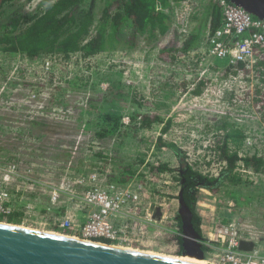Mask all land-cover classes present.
<instances>
[{"label":"rangeland","instance_id":"374dc122","mask_svg":"<svg viewBox=\"0 0 264 264\" xmlns=\"http://www.w3.org/2000/svg\"><path fill=\"white\" fill-rule=\"evenodd\" d=\"M47 1L13 0L6 6V17L40 10ZM130 1L86 0L97 13L108 7L113 15L125 13ZM213 1L182 0L166 7L171 12L170 29L150 42L140 37L132 48L86 55L80 50L69 57L50 52L34 58L0 51V160L18 163L32 178L21 177L13 186L25 189L23 200L33 208L22 213L20 221H10L8 215L3 222L75 237L79 227L65 228L61 221L68 213L78 224L88 213L89 204L67 192V185L79 184L81 174L96 169L108 171L101 173L104 181L111 178V171L118 173L115 180L134 174L145 179L154 165L167 163L174 169L161 170L158 178L161 183L170 180V187L179 193L180 168L186 163L208 176L223 173L220 151L225 145L243 156L264 157V90L259 86L264 62L251 73L208 53ZM193 34L197 40L191 50H162L166 45L179 47ZM199 86L201 91L196 92ZM145 115L159 118L146 125ZM100 128L113 130L99 138L95 132ZM160 136L178 148L160 145ZM215 146L217 152L212 151ZM104 154L107 159H101ZM256 171L237 173L240 181H219L213 188L198 184L197 208L208 230L233 221L242 235L250 231L264 240V169ZM56 187L61 189L53 200ZM163 190L164 186L151 183L152 201L162 198ZM230 201L235 202L232 208ZM164 221L147 224L143 233L133 228L130 240L112 244L181 259L183 245ZM211 252L205 256L217 260Z\"/></svg>","mask_w":264,"mask_h":264},{"label":"built area","instance_id":"2783aa9c","mask_svg":"<svg viewBox=\"0 0 264 264\" xmlns=\"http://www.w3.org/2000/svg\"><path fill=\"white\" fill-rule=\"evenodd\" d=\"M216 1L221 6L222 20L210 33L208 53L225 58L233 67L240 65L243 66L244 71L258 72L260 64L264 62V18L254 15L232 0ZM50 67L51 59H47L46 69ZM261 80L259 86L264 90V74ZM219 112L226 111L219 110ZM216 147L212 148L213 152H217L218 147ZM244 158L243 153L239 151L236 162L238 173L255 174L257 171L247 165ZM222 161L226 165V161L224 159ZM154 167V170L148 173L143 171V174L146 173L145 179L134 174L122 182L110 181L107 176L104 181L105 177L102 180L101 175L103 171L96 169L85 175L81 174L82 176L77 179L79 184L72 187L67 185V192L83 203L89 204V207H86L88 213L78 224L67 213L61 221L62 226L76 229L77 225L79 227L76 230L77 236L82 238H107L109 241L122 243L131 239L133 228L137 233H143L147 224H157L156 221L165 220L167 225L164 227H169L170 232H175L179 240H183L186 233L176 216L180 205L179 193L172 189L174 185L170 187V180L165 179L163 180L165 183H161V178H158L161 170L157 165ZM21 177H26L30 181L32 179L21 171L18 163L0 160V219H7L8 215L28 213L33 209L31 203L23 200L26 199L25 189L13 186V182ZM153 182L165 187L163 197L156 201H152V191H149ZM61 188L64 189L63 185ZM61 188H54L51 193L53 200L59 197ZM174 200L177 202L176 206L172 203ZM229 204V208H232L235 202L230 201ZM158 206L161 210L160 217L155 216ZM22 208L25 209L23 212H21ZM239 229L240 227L233 221L209 228L208 234L202 238L203 245L209 248L207 253L213 251V255L226 264H264V240L255 238L250 231L242 235ZM242 238L254 239V247L241 248ZM258 243L262 246H258Z\"/></svg>","mask_w":264,"mask_h":264},{"label":"trees","instance_id":"16d2710c","mask_svg":"<svg viewBox=\"0 0 264 264\" xmlns=\"http://www.w3.org/2000/svg\"><path fill=\"white\" fill-rule=\"evenodd\" d=\"M12 1L0 0V51L4 53L24 52L29 58H34L50 52L69 57L72 53L80 50L86 55L88 52L95 50L112 51L119 48H132L137 45L140 37L150 42L166 33L171 27V12L169 9L166 11L165 8L173 7L182 0H131L129 3H125V13L117 12L114 15L108 11V7H105L102 14L97 13L86 0H48L40 10L16 11L6 17V6ZM210 8L213 30L221 22L222 10L216 0L213 1ZM196 40V37L192 35L179 47L166 45L162 50L187 52L193 48V43ZM200 91L199 86L196 92ZM109 112L117 113V111L110 109ZM111 113L107 116L112 117L113 114ZM114 118L115 120L112 121L118 122V118L116 116ZM158 118L157 116L145 115L143 123L149 125ZM115 126L117 125L115 124ZM112 130L100 128L95 133L101 138ZM159 144L162 146L168 145L174 149L178 148L174 143L163 140L161 136L159 137ZM98 154L103 155L101 151H98ZM221 156L226 161V169L219 176L205 175L186 163L185 174L180 171L178 177L181 180L182 177H186V182L181 184L184 188L183 196L193 211L192 221L194 226L203 236L201 226L203 217L197 208L198 184L213 188L219 181L231 180L237 182L241 180L240 175L235 170L239 151L237 149L231 150L228 145H225L222 147ZM101 159H107V156L104 154ZM244 159L245 163L255 170L264 169V157L253 154L246 155ZM157 167L160 170L174 169L167 163H162ZM109 174L111 175V178L109 177L110 181L122 182L127 179L126 175H122V177L115 180L113 176L118 174L115 171H111ZM197 177H199L198 181ZM20 215H11L10 221L22 220ZM179 222L182 224L180 218ZM102 239L108 240L107 238ZM179 241L182 243L181 239ZM203 247L205 252L209 251L206 245H203Z\"/></svg>","mask_w":264,"mask_h":264},{"label":"water","instance_id":"95a60500","mask_svg":"<svg viewBox=\"0 0 264 264\" xmlns=\"http://www.w3.org/2000/svg\"><path fill=\"white\" fill-rule=\"evenodd\" d=\"M232 1L264 18V0ZM179 203L176 216L186 233L182 254L205 257L203 235L194 226L193 211L183 196V187L179 192ZM155 216H161L160 206ZM100 241L0 221V264H204ZM254 245V239H241V248L251 249Z\"/></svg>","mask_w":264,"mask_h":264},{"label":"bare ground","instance_id":"6f19581e","mask_svg":"<svg viewBox=\"0 0 264 264\" xmlns=\"http://www.w3.org/2000/svg\"><path fill=\"white\" fill-rule=\"evenodd\" d=\"M0 221H3V220L0 219ZM5 222H7V221L5 220ZM156 223L160 224V222H158V221H156ZM68 234H70V233H68ZM75 237H78V236L75 235ZM87 239H90V238H87ZM99 242H102V241H99ZM109 244H112V243H109ZM118 244L119 245H123V243H118ZM181 255L183 256V258H181V259L188 260V261H194V262H199V263H204V264H208V263L209 264H226V263L220 262L218 259L217 260H213V259H209L206 256L205 257H200V256H197V255H190V254H187V253H185V254L183 253ZM209 261H213V262L210 263Z\"/></svg>","mask_w":264,"mask_h":264},{"label":"crops","instance_id":"0c3cea01","mask_svg":"<svg viewBox=\"0 0 264 264\" xmlns=\"http://www.w3.org/2000/svg\"><path fill=\"white\" fill-rule=\"evenodd\" d=\"M221 14H222V12H221ZM220 19L222 20V15H221ZM193 35H194V34H193ZM193 48H194V47H193ZM221 59H224V58H221ZM225 60H226V59H225ZM219 62H222V61L219 60ZM223 62H228V61L226 60V61H223ZM203 214L206 216L207 213H203ZM206 225H208L207 222L202 223V229H203V234H204V235H205L206 232H208V227H209V226H206Z\"/></svg>","mask_w":264,"mask_h":264},{"label":"flooded vegetation","instance_id":"af4514ba","mask_svg":"<svg viewBox=\"0 0 264 264\" xmlns=\"http://www.w3.org/2000/svg\"><path fill=\"white\" fill-rule=\"evenodd\" d=\"M185 171H186V167L184 166V167L182 168L181 172H183V173L185 174ZM196 179H197V181H198V180H199V177H197ZM182 182H186V177H182ZM198 183H199V182H198ZM183 190H184V188H183Z\"/></svg>","mask_w":264,"mask_h":264}]
</instances>
